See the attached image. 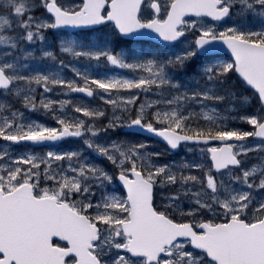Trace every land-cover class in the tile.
Listing matches in <instances>:
<instances>
[{
    "label": "snow or ice",
    "instance_id": "obj_1",
    "mask_svg": "<svg viewBox=\"0 0 264 264\" xmlns=\"http://www.w3.org/2000/svg\"><path fill=\"white\" fill-rule=\"evenodd\" d=\"M0 264H264V0H0Z\"/></svg>",
    "mask_w": 264,
    "mask_h": 264
},
{
    "label": "rangeland",
    "instance_id": "obj_2",
    "mask_svg": "<svg viewBox=\"0 0 264 264\" xmlns=\"http://www.w3.org/2000/svg\"><path fill=\"white\" fill-rule=\"evenodd\" d=\"M67 71V70H66ZM118 71H124V70H118ZM69 74H71V73H69Z\"/></svg>",
    "mask_w": 264,
    "mask_h": 264
},
{
    "label": "water",
    "instance_id": "obj_3",
    "mask_svg": "<svg viewBox=\"0 0 264 264\" xmlns=\"http://www.w3.org/2000/svg\"><path fill=\"white\" fill-rule=\"evenodd\" d=\"M80 95H83V94H80Z\"/></svg>",
    "mask_w": 264,
    "mask_h": 264
}]
</instances>
